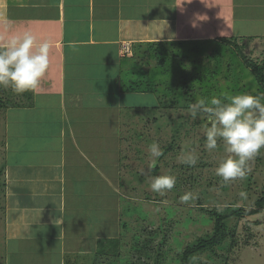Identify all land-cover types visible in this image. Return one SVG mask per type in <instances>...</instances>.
<instances>
[{"label":"crops","instance_id":"0c3cea01","mask_svg":"<svg viewBox=\"0 0 264 264\" xmlns=\"http://www.w3.org/2000/svg\"><path fill=\"white\" fill-rule=\"evenodd\" d=\"M220 26L263 40L264 0H0V43L30 31L49 44L34 91L0 88V264H86L116 227L103 193L115 194L119 140L106 135L159 112L129 103L163 96L157 56L217 42Z\"/></svg>","mask_w":264,"mask_h":264},{"label":"rangeland","instance_id":"374dc122","mask_svg":"<svg viewBox=\"0 0 264 264\" xmlns=\"http://www.w3.org/2000/svg\"><path fill=\"white\" fill-rule=\"evenodd\" d=\"M193 25L191 27L199 24ZM202 28L195 27L196 32H201ZM222 35L231 45L221 39L217 42L201 40L185 45L186 51L179 48L183 55L176 59L163 54L157 56V59H165V64H156V69L153 68L159 75L163 74L158 88L163 96L157 100V97L140 99L133 95L129 103L131 107L136 103L153 108L159 105V112L150 109L149 116L129 119L131 127L121 125L116 131L113 121L110 122L109 127L114 128L106 136L119 140L116 144L118 165L111 168L116 170L115 178H111L116 190L115 194L104 190L103 196L111 198V206L115 203L116 227L108 238L106 235L99 240L97 251L86 258V264H180V254L187 246L211 236L215 218L209 210L216 209L219 214L238 207L252 210L262 197L264 149L250 162L251 171L244 179L225 184L215 174L219 162L228 155L223 142L218 141L216 150L207 151L204 147V130L209 126L206 116L199 115L193 120L187 112L188 106L198 98H223L224 93H264L254 73L243 64L232 45V42L238 44L248 61L264 70V39L254 40L252 44L253 39L232 38L229 28H223ZM155 72H150L149 76L142 73L147 76L145 80H149ZM121 130L123 132L118 134ZM153 142L163 149V155L155 164L148 154V146ZM187 149H195L199 155L194 167L179 163V155ZM1 156L0 146V159ZM159 175L176 178L175 187L163 195L150 189L151 179ZM189 191L198 193V199L181 202L180 197ZM225 223L231 235L216 248L215 254H196L192 261L196 264H264V210L254 216L232 217ZM136 250L142 252L139 254Z\"/></svg>","mask_w":264,"mask_h":264},{"label":"clouds","instance_id":"9594fccd","mask_svg":"<svg viewBox=\"0 0 264 264\" xmlns=\"http://www.w3.org/2000/svg\"><path fill=\"white\" fill-rule=\"evenodd\" d=\"M49 44L45 41L37 45L36 37L30 31L13 34L0 43V88L10 89L15 94L34 91L48 69ZM222 97L198 98L190 104L187 112L195 120L199 115L207 118L204 130L207 151L217 149L222 141L228 154L215 169V174L225 184L244 179L251 171L250 162L264 149V93L237 95L222 94ZM148 154L153 164L163 155L157 142L148 146ZM179 163L194 167L199 155L195 149L182 151ZM176 184L174 175L153 177L150 189L163 195ZM199 194L186 192L180 197L188 203L198 199Z\"/></svg>","mask_w":264,"mask_h":264},{"label":"trees","instance_id":"16d2710c","mask_svg":"<svg viewBox=\"0 0 264 264\" xmlns=\"http://www.w3.org/2000/svg\"><path fill=\"white\" fill-rule=\"evenodd\" d=\"M225 44H229V40L225 38H221V40ZM231 45V43L229 44ZM232 45L235 47V50L238 51L243 64L252 70V72L255 75V78L257 82L261 85L262 90L264 91V70L261 66L250 63L248 59L240 52V49L238 48V44L232 42ZM264 210V191L262 193V197L259 198L255 202V208L252 210H244L243 208H231L228 210L227 213L219 214L216 209L209 210L208 213L214 216V226H213V232L211 236L208 238H201L197 241L194 245L187 246L184 251L180 254V264H196L194 261H192L193 256L196 254H204V253H211L215 254L216 248L222 245L224 243L225 239L228 235H231V233H228V228L226 226L225 221L229 218L235 217H242V216H254L260 213V211ZM144 249V248H143ZM136 252L139 254L142 252V250H136ZM158 263V262H156Z\"/></svg>","mask_w":264,"mask_h":264},{"label":"built area","instance_id":"2783aa9c","mask_svg":"<svg viewBox=\"0 0 264 264\" xmlns=\"http://www.w3.org/2000/svg\"><path fill=\"white\" fill-rule=\"evenodd\" d=\"M123 54H130V48L129 46H123L122 47Z\"/></svg>","mask_w":264,"mask_h":264}]
</instances>
